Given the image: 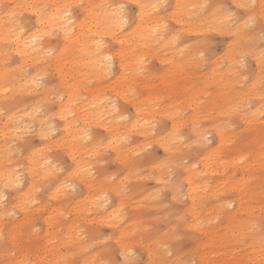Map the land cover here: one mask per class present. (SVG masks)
Here are the masks:
<instances>
[{
  "label": "clouds",
  "instance_id": "9594fccd",
  "mask_svg": "<svg viewBox=\"0 0 264 264\" xmlns=\"http://www.w3.org/2000/svg\"><path fill=\"white\" fill-rule=\"evenodd\" d=\"M0 264H264V0H0Z\"/></svg>",
  "mask_w": 264,
  "mask_h": 264
}]
</instances>
